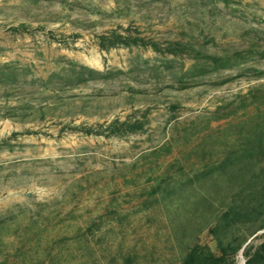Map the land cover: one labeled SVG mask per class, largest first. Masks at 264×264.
I'll list each match as a JSON object with an SVG mask.
<instances>
[{
	"label": "rangeland",
	"instance_id": "obj_1",
	"mask_svg": "<svg viewBox=\"0 0 264 264\" xmlns=\"http://www.w3.org/2000/svg\"><path fill=\"white\" fill-rule=\"evenodd\" d=\"M262 242L264 0H0V264Z\"/></svg>",
	"mask_w": 264,
	"mask_h": 264
},
{
	"label": "trees",
	"instance_id": "obj_2",
	"mask_svg": "<svg viewBox=\"0 0 264 264\" xmlns=\"http://www.w3.org/2000/svg\"><path fill=\"white\" fill-rule=\"evenodd\" d=\"M107 38L110 37H102L103 42H101V47H108L106 44H104V40H106ZM140 41H143V39L139 37L124 36L122 34L113 32L109 45H138ZM121 126L126 127L129 126V124L126 122H122ZM222 257L223 256H217L215 253H212L205 246L195 245L180 264H220V261H222ZM258 260L264 262V242H262L257 250L252 255H250V258L247 260L246 264H254Z\"/></svg>",
	"mask_w": 264,
	"mask_h": 264
}]
</instances>
